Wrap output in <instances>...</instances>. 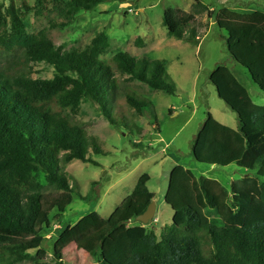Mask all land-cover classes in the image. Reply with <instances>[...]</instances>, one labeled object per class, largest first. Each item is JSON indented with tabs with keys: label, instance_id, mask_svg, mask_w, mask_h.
I'll return each instance as SVG.
<instances>
[{
	"label": "trees",
	"instance_id": "trees-1",
	"mask_svg": "<svg viewBox=\"0 0 264 264\" xmlns=\"http://www.w3.org/2000/svg\"><path fill=\"white\" fill-rule=\"evenodd\" d=\"M64 1L67 14L73 16L110 0ZM20 2V8L13 0L8 8L0 5V53L20 52L23 59L13 61L16 68L0 65V264H23L32 259L31 252L37 254L31 264H65L64 251L73 245L83 248L96 264H264V106L254 104L225 65L212 73L210 81L237 114L239 126L230 128L209 114L192 153L201 164L236 165L249 174L224 186L217 180L196 179L179 167L188 188L177 182L171 203L181 206L175 210L183 214V222L165 227L160 235L137 222L156 198L148 188L151 177L145 174L111 217L92 213L64 230L55 241L54 259L46 261L45 235L73 203L74 186L66 164L89 163L90 150L103 153L67 111L90 99L112 125L119 116L129 122V110L144 116L147 105L136 95L122 93L121 77L129 76L153 92L174 95L175 88L167 79L164 60L136 59L123 52L103 60L108 49L105 35L84 49L63 51L45 32L29 34L25 20L30 7L26 0ZM195 4L210 10L198 0ZM197 12L167 9L169 35L198 43L200 35L193 27ZM214 13L209 17L227 33L230 55L264 93V13L223 9L213 17ZM43 62L55 69L53 80L33 79L23 70ZM46 187L54 192H44ZM188 194L207 223L198 208L189 205Z\"/></svg>",
	"mask_w": 264,
	"mask_h": 264
},
{
	"label": "rangeland",
	"instance_id": "rangeland-1",
	"mask_svg": "<svg viewBox=\"0 0 264 264\" xmlns=\"http://www.w3.org/2000/svg\"><path fill=\"white\" fill-rule=\"evenodd\" d=\"M13 1L17 8L21 7V0ZM198 1L206 5L209 12L197 8L195 0H110L92 11L72 16L67 14L68 3L64 0H26L30 7L25 20L29 34L45 32L48 40L63 51L84 49L94 39L105 35L108 49L103 60H110L120 52L136 59L164 60L167 79L175 88L174 95L153 92L139 81L130 80L129 76L121 77L122 93L136 95L147 105L144 116L129 110L127 117L129 122L133 121L131 123L119 116L112 125L90 99L82 100L76 109L67 111L74 124L89 138L96 139L103 153L96 155L90 150L89 163L74 160L66 164L65 172L74 186L73 203L45 235L46 261L54 259L55 241L64 230L92 213L111 217L145 174L151 177L148 188L156 195L157 208L155 221L145 226L158 235L165 227L183 222V214L176 211L181 206L176 203L174 208L171 203L177 182L181 183L180 188L183 185L188 188L187 179L177 171L179 167L191 171L196 179L217 180L224 186L249 174L236 165L222 168L201 164L193 157L192 147L209 114L225 126L233 129L239 126L237 114L219 98L210 81L219 66L230 68L254 104L264 106V93L230 55L225 39L227 33L209 17L211 11L216 17L223 9L243 14L264 13V0ZM11 3L12 0H0V5L6 8ZM167 9H179L188 14L198 11L193 25L200 35L198 43L180 41L169 35L164 21ZM18 58L23 61L22 53L1 52L0 65L10 64L16 68L13 61ZM23 70L33 79L53 80L56 76L55 69L44 62L30 63ZM44 192H54V189L46 187ZM187 197L189 205L196 208L192 194ZM197 208L207 223L204 212ZM64 253L65 264L97 263L83 248L75 245ZM36 255L31 252L32 259L23 264L34 263Z\"/></svg>",
	"mask_w": 264,
	"mask_h": 264
},
{
	"label": "water",
	"instance_id": "water-1",
	"mask_svg": "<svg viewBox=\"0 0 264 264\" xmlns=\"http://www.w3.org/2000/svg\"><path fill=\"white\" fill-rule=\"evenodd\" d=\"M156 210H157L156 204L153 201L149 205V207L146 210V212L137 218V222H139V223H141L143 225H149V224H151L152 222L155 221Z\"/></svg>",
	"mask_w": 264,
	"mask_h": 264
},
{
	"label": "crops",
	"instance_id": "crops-1",
	"mask_svg": "<svg viewBox=\"0 0 264 264\" xmlns=\"http://www.w3.org/2000/svg\"><path fill=\"white\" fill-rule=\"evenodd\" d=\"M175 114H177V113H175Z\"/></svg>",
	"mask_w": 264,
	"mask_h": 264
}]
</instances>
